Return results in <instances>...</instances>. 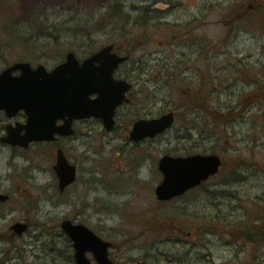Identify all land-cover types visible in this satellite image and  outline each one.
I'll list each match as a JSON object with an SVG mask.
<instances>
[{"label":"rangeland","instance_id":"374dc122","mask_svg":"<svg viewBox=\"0 0 264 264\" xmlns=\"http://www.w3.org/2000/svg\"><path fill=\"white\" fill-rule=\"evenodd\" d=\"M128 1L37 0L43 33L38 52L50 67L68 50L84 59L86 52L115 42L131 53L129 63L150 66L143 76L147 84L135 89L141 90L139 103L153 96L154 112L171 110L175 121L165 134L132 147L128 130L105 133L89 122L91 131L65 149L79 173L62 195L47 176L52 146L23 153L0 147V181L12 184L5 187L12 198L0 205V264L10 256L9 226L25 219L31 221L28 233L12 242L26 259L43 253V264H73L70 241L57 228L64 219L111 242L109 256L116 264H264V0H184L186 8L172 11L170 24L150 26L149 18L169 13L165 4L144 9L147 4ZM5 5L0 3V71L25 58L10 34L33 33L38 26L36 2ZM153 9L152 15L144 13ZM121 12L142 19L122 25ZM184 17L193 19L186 26L173 23ZM146 27L154 33L144 38ZM180 28L187 36L169 47L168 32L177 39L184 33ZM186 38L198 42L202 54L140 56L171 52ZM196 153L219 155V172L180 197L157 200L159 158ZM20 178H31L29 199L13 195L14 187L22 192ZM39 226L57 235L40 236Z\"/></svg>","mask_w":264,"mask_h":264},{"label":"water","instance_id":"95a60500","mask_svg":"<svg viewBox=\"0 0 264 264\" xmlns=\"http://www.w3.org/2000/svg\"><path fill=\"white\" fill-rule=\"evenodd\" d=\"M110 48V45L102 47L84 60L81 66L69 53L66 61L50 72L43 67L33 70L23 63L0 72V110L8 116L20 109L27 114L26 124L7 127V134L1 141L26 147L32 141L52 139L54 133L70 134L68 126L73 118L95 117L103 122L107 130H111L114 110L126 101L125 93L129 85L113 78L118 64L127 58L111 53ZM15 70L20 71L18 76L12 75ZM93 94H96L95 98L89 99ZM63 116L68 119L57 127L55 121ZM174 119L173 112L139 119L132 126L129 140L139 142L161 135L172 127ZM21 130H24L23 135L20 134ZM220 166L221 159L214 153L185 156L165 154L157 163L162 180L154 190L155 197L159 201H166L181 196L215 175ZM54 170L60 190L75 180V168L67 163L60 151ZM5 198L0 195V200ZM26 227V224L15 223L12 230L21 235ZM61 229L71 240L75 264H91L87 253L92 255L96 264H115L108 253L111 242L97 236L86 225L63 220Z\"/></svg>","mask_w":264,"mask_h":264},{"label":"flooded vegetation","instance_id":"af4514ba","mask_svg":"<svg viewBox=\"0 0 264 264\" xmlns=\"http://www.w3.org/2000/svg\"><path fill=\"white\" fill-rule=\"evenodd\" d=\"M184 0H139V3H144L147 5H143L144 9H146L147 7L150 8L151 6H153L154 9H160L157 8V4L158 3H164L165 4V8L163 11H169V13H167V15H160V16H155L152 18L148 19L149 21H152L150 25L155 24V23H167L170 24L171 21L168 20L169 15H171V12H177L179 10V13H183V9L186 8L184 2ZM33 3L36 2L37 6H36V17L34 18V24L37 23L38 21V26L35 29V32L33 33H11L10 35H12L15 39V46H20L21 49L24 52V57L22 59H18V60H13L12 62H10L8 64V66L5 67H11L12 65L15 64H19V63H23V64H28L29 67L33 70L37 69L38 67H43L45 68L46 71L50 72L52 71L54 68H56L57 66L61 65L62 63H64L66 61V57L69 53H72L74 55V57L77 59L79 66H81V63L86 60L87 58H89L91 55L95 54L96 52H98L102 47L104 46H111L110 48V52L114 53L116 55H119L121 57H126L127 59L125 61H123L122 63H119L117 68L115 69V71L113 72V78L115 80H121V81H125L128 85H129V89L128 91L125 93V99L126 101H123L120 105H118L115 110H114V116H113V126L111 130H107L103 124V122L95 117H87V118H80V119H76L73 118L68 126V129L70 130V134H59V133H54L52 139L49 140H43V141H32L30 142L26 147H22V146H18V145H12L9 143H5L3 141H1V139L3 137L6 136L7 134V127L12 128V127H16L18 125H24L26 124L27 121V114L25 113L24 110L20 109L19 111H17L14 115L12 116H8L5 111L0 110V123L1 125H4L3 129H0V147H6L9 148L11 150H17L19 151V153H23L26 152L28 149H31L35 146H39L41 148L47 147V146H52V150H51V157H50V168L48 170L47 176L49 181L51 180V184L53 185V187L55 188V192L58 195H62L64 194V191L71 186L72 184L74 185L77 177H78V173H79V168L77 165V162H75L69 155H67L65 149L66 148H70L72 147L74 144V142H78L77 138L79 136L85 135V133L88 131H91V125L89 124V122L93 121L95 123L98 124L99 128L104 131L105 133H116V132H123L125 133L127 130L128 132V140H129V134L131 132L132 126L134 124V122H136L139 119H150V118H154V117H158L161 114L167 113V112H173L171 110L166 111V112H159V110L157 112H154V97L153 96H147L144 97L143 102L139 103L140 101V97L138 96L139 93H141V90H135L136 88H139V86L142 88V86L145 84H147V80L143 79V76H146L147 73L150 72V66L149 65H144V64H139V61L133 60L132 63H129L130 61V56L131 53L123 51L120 47V50L118 45H116L115 42H109L107 44H104L103 46H101L99 49L91 52L88 51L86 52V57L84 59H79L76 56V53L74 50H68L67 53L65 54V58L56 61L55 64H53L52 66L48 67L45 66L43 64L42 61V51H39V45H38V41L42 40V36L43 33L41 32V20L39 19L40 17V9L42 7V4H38L37 0L36 1H31V0H0V3L6 4L5 6L12 9V7H16V8H22L23 6H27L28 3ZM119 3L123 4V3H127L129 2L128 0H118ZM131 8L134 7L133 3L131 2ZM150 6V7H149ZM153 10H151L150 12H144L147 14H154ZM134 10V9H133ZM141 10V6L136 8V13H138ZM131 13V12H129ZM128 15L124 16V13L121 12V24H129V25H135L138 24L140 21V19H142V17H140L139 15L142 14V12H139V15L136 16H132V15ZM39 16V17H38ZM9 19V18H8ZM7 18L5 20H8ZM37 19V21H36ZM193 18L189 17H184L183 19H177L178 21L173 22V23H178L179 25H182L181 22L184 21L183 25H188L189 23H191ZM164 21V22H163ZM11 23V21H10ZM13 23H11V25H9V27L12 26ZM14 25V29H15V24ZM141 25V24H140ZM33 24L29 25V28H32ZM39 27V28H38ZM7 28V27H6ZM135 29V28H134ZM183 30L182 28H180V31ZM184 31V30H183ZM136 33V32H135ZM134 33V34H135ZM154 30L152 28L147 29L144 28V31L142 32V34H144V38L147 35L153 34ZM187 36V33L184 31L183 34H181L177 39L175 38V36L171 35L170 32H168L167 38L165 41H169V47L175 46L176 44L174 43V41L176 40H182L183 37ZM53 37H55L53 35ZM174 40H171V39ZM187 39V38H186ZM189 41H186V43H182L181 45L177 46L178 48H173V50L171 52L166 53L165 51L161 52L160 51H152V52H144L142 53L140 56H153L152 54L155 55H162V56H171V55H175V57H184V56H193V55H199L200 50L202 49L201 46L199 45L198 42L194 41L193 39H187ZM32 41H36V46L35 49L31 48V46H33ZM171 42V43H170ZM12 45V44H10ZM121 46H125L123 43H121ZM41 48V47H40ZM135 50V48L133 49ZM144 50V49H142ZM201 54H202V50H201ZM98 65L96 64L95 67H97ZM4 70V69H3ZM1 72V71H0ZM20 74L19 70H15L12 72L13 76H18ZM165 76L169 77L167 73L164 74ZM75 76L73 77V81H74ZM169 83H173V80H169L167 81ZM170 86V85H168ZM140 88V89H141ZM96 94L90 95L88 98L89 99H93L95 98ZM174 113V112H173ZM175 114V113H174ZM68 119L67 116H63L62 118H57V120L55 121V125L57 127L61 126L64 124V122ZM129 121V122H128ZM100 130V131H101ZM24 130H21L20 134L23 135ZM166 133V132H165ZM163 133V134H165ZM88 134V133H87ZM121 135L123 136V134L121 133ZM126 136V134H125ZM158 136L157 135L153 138H144L143 140L139 141V142H131L130 140L128 141L126 139V142L128 143L129 146H136L141 142H146V141H150L153 139H156ZM78 146H81L82 144L77 143ZM75 146V145H74ZM73 146V147H74ZM59 151L63 154V156L65 157V159L67 160V163L71 166H73L75 168V173H76V177L75 180L68 185L67 187H65L63 190H60L59 188V179L55 173L54 170V166L56 164V159H57V155L59 153ZM41 152H46V151H41ZM220 157V156H219ZM49 158V157H48ZM23 159V158H22ZM221 159V166H222V158ZM54 163V164H53ZM158 163V162H157ZM248 164L250 166L254 165L253 162H248ZM221 166L219 167V170L221 168ZM158 168V167H157ZM251 168V167H250ZM251 175V174H250ZM31 178L29 179H22L20 178V185L18 186L20 188V190H22V192H18L17 189H15L16 187H14L13 190H16V192L14 191L13 195H18L24 199H29L30 198V193L32 192L33 188H31V183H30ZM12 184L10 183V186H6L4 185V183L2 181H0V195L6 196L5 200H0V205H4L6 202H8L11 198H12V194L9 192L10 189H7L5 187H11ZM62 192V193H61ZM34 193V192H33ZM67 220V219H64ZM63 221V220H62ZM61 221V222H62ZM73 224H83L81 222L78 221H73L70 220ZM61 222L59 224V226L57 228L61 229ZM15 223H21V224H26V229L25 231L21 234V235H17L13 230H12V226ZM15 223H13L11 226H9L8 229V234L10 235V239H9V243H10V248H8L10 250V256H6L5 259L1 262L2 264H43L41 262H43V253L36 254V259L34 260H29V258L26 259V255H21L18 253L19 252V246L17 244H13L12 239L15 238V235H17L18 237H23L25 234H27L29 226H31V221L25 219L24 222H19L16 221ZM85 225V224H84ZM88 227V226H87ZM41 232L40 236H43L45 233H47L46 235H52V236H56L57 234L51 232L49 229H45L43 226H39L38 227ZM91 229V228H90ZM62 230V229H61ZM48 231V232H46ZM95 233V232H94ZM65 234V233H64ZM96 234V233H95ZM67 236V235H65ZM68 238V236H67ZM69 239V238H68ZM70 244L72 246L71 240L69 239ZM13 244V246H11ZM36 248H38L37 246H34ZM2 248H0L1 250ZM31 249V248H30ZM31 251V250H30ZM1 253V251H0ZM27 254V253H25ZM74 250L72 247V261L73 264L74 263ZM31 255V254H29ZM87 257L89 258L91 264H95L93 261V258L91 259L89 257V255H91L90 253L86 254ZM5 256V255H4ZM92 257V255H91ZM35 261V262H34ZM38 262V263H36Z\"/></svg>","mask_w":264,"mask_h":264},{"label":"trees","instance_id":"16d2710c","mask_svg":"<svg viewBox=\"0 0 264 264\" xmlns=\"http://www.w3.org/2000/svg\"><path fill=\"white\" fill-rule=\"evenodd\" d=\"M169 77H171V75H170ZM71 261H72V259H71ZM72 262H73V261H72Z\"/></svg>","mask_w":264,"mask_h":264}]
</instances>
